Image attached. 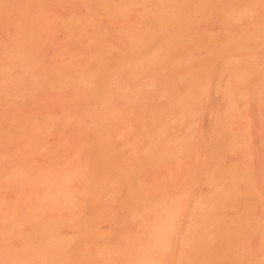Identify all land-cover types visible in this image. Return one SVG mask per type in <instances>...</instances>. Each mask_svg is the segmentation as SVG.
<instances>
[{
    "label": "bare ground",
    "instance_id": "bare-ground-1",
    "mask_svg": "<svg viewBox=\"0 0 264 264\" xmlns=\"http://www.w3.org/2000/svg\"><path fill=\"white\" fill-rule=\"evenodd\" d=\"M53 1H51V0H18L17 2L15 1V4H11L10 0H0V24L5 23V20L7 18L12 17V18H15V20H16V22H15L16 26L14 27V34L12 35L13 41L15 42L16 46L9 53L7 51L5 54L3 52L1 54V51H0V68L3 67L2 65L5 64L7 61H10V65L11 64L16 65V63H18L21 66L22 65L32 66L31 64H33V61L35 63L39 59V56H38V54L40 53L39 49L40 48L42 49V47H41L42 41H43L42 36L46 31V28L42 25V17H43V14H45L44 7L49 3L51 4V2H53ZM71 1L74 2V0H71ZM80 1H82L84 3L85 2L86 3L87 2H90V3L94 2L95 5H97L101 8L105 7V9H106L105 11H107V15L108 16L110 15L113 18L121 17L123 15V13H124L123 16L127 17L128 13H129L128 10H131V7L128 9L129 6L140 5V6H142L143 10L141 8L140 9L141 11H138L139 10L138 7H132L133 9L131 10V12L134 11L136 13L135 8H137V11H138L137 14L139 15V12L141 14V16H138L139 17L138 20L140 19L141 23L140 22H139V24L131 23L132 25L133 24H136V25H134V26L128 25V27H126L125 30H124V28H122L120 26V29L119 30L117 29V33H116V31H114L115 34L110 35V33H107V31L104 32L102 30V29H104V27L102 28L101 26H99L98 23L95 22L94 19H91L89 21V24L91 25L92 31H94V35H92V37H88L89 39H87L86 43L81 44V46H78L77 48H75V46H74L73 48L75 50L68 49V48H71L69 45H71V44L75 45L76 43L80 44L79 43L80 41H78V40H80L81 38H79V37L84 36L85 30H84V28L78 26L79 22H77V21H70L66 24V28H67L68 33H69L67 36L68 44H67V46H65V48L62 47L63 49L60 50L61 55H62V58H61L62 62L61 61L60 62L62 64L58 65L57 67L54 66L55 68L54 67L51 68L52 72L51 71L50 72L52 73L53 76L57 77V79H56V81L52 79L53 85H52V87L51 86L50 87L52 89H55V90L58 87L59 89H57V90H59V91L61 89L60 87L63 88L64 86H68V87L72 88L71 91L73 92V90H74V92L71 95V97L69 98V100L76 101L78 103L80 102L82 104L81 105L79 103L81 105V107L83 108V109L81 108L83 111L82 110L80 111V108L79 109L74 108L75 106L76 107H78V106L77 105L74 106V104H73L69 108L71 109L73 107L74 111L72 113L64 112V114L62 116L63 118L62 117H61L62 119L60 118L61 121L59 122V126L63 129V133L67 130V128H69V130L72 128L71 129L72 133H73V131H74V133L77 132L81 135H82V133H84L82 136L84 139H85L84 136H86L85 134L88 135V133H89L91 135V137L89 135L88 139H86L85 141L81 140V144L80 143L76 144V145L79 144L78 145L79 148H77V146H76V148L78 149V150H76V148L74 147L75 153L77 154V157L75 159H73V160L65 159L63 161L62 164H64L66 166V168H64V169L60 168V166H59L60 165L59 153L52 150L53 147H52V149H50L51 146L49 147L50 144H48V142H47V139H49L51 136V129L56 124L55 121L52 119L53 116H50L51 115L50 113H47L48 115L45 114L46 116L41 121L37 120L38 118L32 119L30 116L27 117L28 116L27 114L24 116V114L20 111H19L20 114L18 113V115H16L17 113H13V115H11L12 117L9 116V118H7L8 116L6 115L7 116L6 118H3L2 120L0 119V148L1 149L3 147L7 148L6 146H8V147L10 146V148H12L13 146H15L14 148L17 150L15 153V156H14L15 158L13 159L14 162H12V164L14 166L12 165L13 167H11V169H13V170L10 169V172L11 171L13 172L14 170L15 171L13 172V174H11L12 172L11 173L9 172L10 175H9V173L7 174L9 176L8 179L10 180V181L8 180L9 184L11 183V185L8 184L11 188V189L9 188V190H11L14 193V196L17 197V201H15L13 204L10 205L8 214L4 216V218L2 219V223L0 224V262H1L0 264H264V209L260 210L261 209L260 206L263 207L264 202H263V205L260 204L259 198L251 194L250 190H252V188L249 189V186L252 185V183L247 184V183H249V182H247L249 178L245 177L246 173H247V175L248 174L253 175L254 171L253 172L249 171V169L252 170V167L250 168L249 166H248L249 167V169H248L249 173L246 171L247 169H245V170L243 169V168H245V166L247 167V164L249 162H250L249 165H251V160L249 159V157L247 155L248 154L247 152L249 149L246 151L247 154L244 153L246 148H245V150L243 149L245 147L244 144L247 141H245L246 139L243 137L244 135L243 136H242V134L240 135V133H242V132H240V130H245L246 124H243V123H245L244 118H243L244 116L242 117L243 121L241 120V115L242 114L244 115L243 111L240 110V112H242V114L239 111H237L241 114L239 117V115H236L237 112H236V114H234V112H233L234 109L231 107L232 101H234L238 105V103L240 102V99H238V101H237V99L236 100L231 99V98H235V96L231 97L232 95H234V94L231 95L232 91H231V89H229V88H231V86L227 87V86H229V83L231 82L230 81L229 83H227L228 80H230V79L226 80V78H225V80H223L224 77H226V75L223 74V73L226 74L225 70L226 69L229 70L230 68H232L230 66L231 64L228 62L231 59L227 60L228 57L226 55L224 56V58L227 57L226 60L228 63H226V64H230L229 65L230 67L227 68L228 67L227 66L225 69L224 66H225L226 61H224V62L222 61L223 64L220 68H221V70H223V68H224V71H222L223 72L222 74L224 76L222 77L221 74L218 72L219 68H218V70L215 69V71H217V73L220 74L219 76L216 75L217 77H219V78H217L219 81L221 80L220 77H222L223 83H224V81H227L226 82V85H227L226 88L229 89L228 93H227V91H225L227 93V94H225V95H227V97L224 96V93H225L224 90L225 89L222 88V86L224 87L225 83L223 85L221 83L222 86H220V88H222V90L217 89V88H219V85L216 88L210 87L211 89H213V92H212L213 94L208 93V95H209V98L211 99L210 95L211 94L214 95V92H216L215 90H219L221 92L223 91L224 93L222 92V94H220L221 98L223 96V97H226L225 100H227L225 102L224 98H222L224 100L223 103L225 102L224 104H226L231 99V102L227 104L229 107L227 105H225V106H223V104L221 105L224 107V109H226L228 107V109H226L225 116H226L227 110H228V112H230V110L232 109L233 111L231 110V112H230L232 115H230V113H228L230 116L227 114L229 116V118H227V119L233 118V121H234V119L236 118L238 121V124H240V122L241 123L243 122L242 126H244V128H242L238 124L232 125L231 120H229V122H227L228 121L227 119L223 120V122L226 121L227 125H228V123L230 126L235 125L236 127L235 126L234 127L236 129H237V126L239 127L238 129H240V127H241V129L239 131H237L238 133L240 132L237 139L239 140V137L244 139V141L242 142L243 146L242 145L239 146V147H241V146L243 147V148L241 147L243 150L242 151L239 150V151L242 154H244V156L241 153H239V151L236 148L237 147L236 143L239 141H237L236 143H233L235 139L232 137L233 136L235 137L238 134L235 131L236 129L232 128V126H231V127H229V130L227 129L228 132L226 131L227 132L226 136L225 135L221 136L222 141H224V139L226 137H227L226 140L229 138L230 142L233 141L232 143L229 142V144L225 143L227 145L224 144L225 148L223 151H224V154H226L225 160L230 159V153H231L230 151L235 149L239 153V155L237 154L236 157L239 156V158H240V154H241L244 158L241 156V158L243 160L240 159V162H239V158L236 159V158H234L235 157L234 156L232 158V160L235 162H238L242 166L236 163L237 165H239V166H237L233 162L232 163L234 165L230 164L231 166H229V164H228L229 162H226L229 167L227 165L224 166L223 163L226 164L225 161L223 160L224 157L219 156L222 158L223 163H221L222 160L221 161L219 160V162L217 161L218 163L215 161H213V162L211 161L212 163H216V165L215 166L211 165L212 163L209 162L210 165L212 166V168L209 169L207 167L206 169H209V170L205 171L203 169V167H206L208 165L202 166L203 163H205L203 161L202 165L198 164L199 167L196 169L198 171H195V173H193L191 171V169L195 168V167H193L192 164H190L191 161L194 162V160L191 159V158H193V155L190 158L188 155V159L191 160V161H189L190 162L189 164L192 167L190 169L188 167L189 164H187L186 167L189 169H187V172L185 170V176L182 173V178L184 176L185 178H183V179H185V181H187L188 184L184 183V185H183V181H181L182 178L181 179L178 178L179 176L181 177V175L178 176V174L180 172L177 173L175 171V173L177 175H174V178H175V176H176V178H178L177 179V185H176V183L173 184V182H176V181H173V180L169 181L171 178V175L169 174V172H167L170 175L169 178H166V176L162 177V175L159 173V171L163 172L162 167L164 164L165 165H167L168 163L173 164L174 162L176 164V161L179 163L180 162L181 163L186 162L185 160H184V162L182 161V159L184 158L182 155L188 154V153L183 152L185 150V148L182 151V148H181L182 145L180 146L178 144H177L178 145L177 147H174L176 145L175 140H177L176 136H173V137L171 136L173 139L171 137L167 138L168 135H171V134L175 135L173 132H177V131L173 130V129H176V127L171 128L170 124H172V122L175 121L176 123L174 125L178 124L177 130H179L180 127H182V129L183 128L187 129L189 126V131H188L189 134H190V128L192 127V125L195 126V128L197 127V124L195 125V123H193V122L195 121V119H197V116H198L197 111H196L198 108L197 107L198 103H195L196 109H194L195 108L194 104H193L194 108H192V109L190 108L189 110H188V108L193 103L191 101L197 100L196 99V98H198L197 96L199 95V93H201L200 91L204 86L203 83H204L206 76L207 77H208V75L210 76V78L208 77L209 79H206V80L211 83L210 79H212L214 76L213 75L214 70H212L213 68H211V65H213L212 63L215 60H217L216 57L218 58V54H216V52L219 50L216 51V48L220 49V47H221V46L216 47V48L214 47L215 48V50H214V49H212V46H211V48L210 47L207 48L208 52H206L207 50L205 51L203 48L207 47L206 43L207 44L211 43V42H208V41H210L211 38H208V37L206 38V36H205V38L208 39V40H206V43H205L206 46L202 45L203 43L201 44L199 41H197L196 38L198 39L200 37V40H201L203 34L200 35V33L197 32L198 31L197 28L199 27V26H197V28L194 27L195 29H197L196 30L197 37H196V34H195V37L192 35V33H193L192 26L194 25L193 21H195V20L198 21V19H200V17H198V16H200V15H201V17L203 16L201 18V20H204V16H205L206 20L209 17H214L217 21L220 20L221 22H219V23H223L222 25H224V29H225L228 37L230 36L228 39H231V41L228 39H227V41L225 40L226 43L223 42V45L224 46L228 45L229 47H231L230 49H233L232 46L236 45L238 43V40L236 43H234L236 39H234V41H233V39H232L233 35H234L233 38H235V35H238V36L241 35L243 37L245 35V38L241 37V39H244V40H241V39L239 40V42L240 41L245 42V39H249V37L247 38V36H250V38H251V33L252 34L254 33V35H257L258 37H261V33H264V17L260 18L259 22H256V21H254V18H255V20H257L256 18L258 17V15H257V17H255L256 15L253 14V12H255V11L256 12L257 11H261V12L264 11V0H118V1L117 0L116 1H112V0H80ZM95 10H96V8H95ZM102 11H98V12H101L102 14L106 15V12L105 11L102 12ZM125 12H126V15H125ZM196 14H200V15H196ZM129 15L131 16V13H129ZM96 16H97V14H96ZM123 16L120 19L124 18L125 20H127L126 17H123ZM195 16H196V18L194 20ZM128 18H129V16H128ZM199 21L197 23L200 25L201 21L200 22ZM207 21H209V20H207ZM211 21H214V20H211ZM237 22H240V23L242 22L243 27H239V26H242V24H239V26H238ZM197 23H196V25H197ZM235 24H237L238 27ZM196 25H194V26H196ZM75 27H77L75 30V33L72 34L71 31ZM195 29H194V31H195ZM196 32H194V33H196ZM198 34L200 35L199 37H198ZM206 34L208 35V33H206ZM258 34H260V36ZM231 35H232V37H231ZM262 35H264V34H262ZM212 36H210V37H212ZM252 37H253V35H252ZM254 37H253V39H256V37L255 38ZM237 39H239V38H237ZM213 40L215 42V39H213ZM213 40H211V41H213ZM214 42H213V45L216 46ZM250 42H251V40H249L248 43L252 44V42L251 43ZM254 42H253V45H254ZM263 42L264 41H261L262 45H264ZM216 43H218V42L216 41ZM221 44H218V46ZM230 44H231V46H230ZM209 45L210 44H208V46ZM224 46L221 48V50L223 49V51H226L227 46L226 47H224ZM236 46H238V44ZM236 46H234L235 49H237ZM248 47H249V45H248ZM224 48H226V49H224ZM211 49H212V51H211ZM203 51H205V52H203ZM214 51H216V52H214ZM72 53H73V55H71ZM74 58L80 59V61H78L77 64H74L72 62V60H74ZM4 59H6L7 61L5 62ZM219 60H221V59H218V62H219ZM2 62H4V63H2ZM234 62L232 61V63H234ZM241 62H242L241 66H244L243 62H245V61H241ZM248 62H246V63L248 64ZM239 63H240L239 61H238V64H236V62H235L236 65H240ZM252 63L255 64V61L254 62L252 61L250 64H252ZM35 64H37V63H35ZM217 64H219V63H216L214 65L216 66ZM7 66H6V69L8 68ZM12 67H13V65L9 68H12ZM142 67L143 68L145 67V69L150 68L149 72L151 73V75L149 72H147V73L145 72L146 74H149L150 76H152L153 74L155 75L153 70H152V72L150 71L152 69V67H157L158 68L157 71H161V73L158 72L161 75L163 73H165V75L163 74L162 77L165 76L166 81H164V82L165 83L168 82V83H166V85H164V82H162V84L164 85L163 88H166L168 86V88H166V89L169 91L170 90L172 91V92L171 91L167 92V90L165 89V91L168 94L166 95V93L164 92V93H162L163 95H161V91H162L161 89H163V88L159 89V87H161V85H160L161 84L160 83L161 77L159 75H157V76L155 75L156 77H160V80L158 81L159 84H155V83H158L157 82L158 78H156L154 76L157 79L156 80L152 76V79H151V77L149 75H147L149 77V78L146 77L148 79L147 80L148 82H150L149 79H151L152 82L155 79L156 81L154 84L156 85V88H157V85L159 86L156 89L155 93H158L157 91H159V90H160V93H159V95H157V94H155V95L160 97V98H161V96L165 95V98L168 97V100H169V101H167V103L169 105H167L166 103L164 105L163 102H165V100H163V98H164L163 97V98H161L163 100L161 102V106L156 105V106H158L157 109H159V107L166 106L165 109L164 108L162 109V110H164V112H163L164 114L162 112L158 111L161 113L160 114L161 116L163 114L164 117H162V118H159L160 116L158 117L156 115V114L159 115V113L156 112L157 110H154V105L152 106L154 112H156L154 114L156 117L154 115H151V113H150L151 117L147 116V120L149 121L148 122L146 120L147 125L149 126L150 122L152 123L153 120L160 121L161 126H163L162 129H164L163 131H165V133H166V135L164 133V136H166V137H164L165 138L164 140L166 142L169 141L168 143H170V140H172L171 141L172 142L171 148H169L167 150L171 152L170 157L172 156V159H174L173 157L175 156L174 160H176V161L171 162L172 159H170V162H168L169 161L168 160L167 161L168 163H166L165 162L166 159H165L162 162H157L156 161L157 158H155L156 159L155 160L153 157V159H154L153 162L155 163V161H156V163H159V164L155 163L152 166H150L151 164H149V162H147L146 160H143L144 158H147V157H144L145 154H144V156H141L140 154H139L140 156H138L137 154H135V156L136 157L138 156L139 158L143 157L142 159H140V160H143L142 163L147 162L149 164L150 167H148V168L146 166L147 163H145V165L141 164L142 167L146 166L144 168H147L148 170L150 169L149 173H151V167L152 168L156 167L157 169H155V170H154V168L152 169L151 174H153L154 177H151V178L155 180V177H156L155 174H157V177H159L161 175L160 176L161 179H163V178L168 179V183L165 182L168 184L167 187H169V189H171V190L176 191L177 195L180 193L179 191L181 190L182 187L185 188L184 186H186V188H187V189L185 188L184 190H188L189 187H190L189 189L193 188V187L189 186L191 184V183L189 184V182H191L190 181L191 177H195V179L192 180V182L194 181V182L199 183V184L196 183V184H198L197 185L199 188L198 191H200V189H201L200 186L204 187L203 189L208 190V191L204 190L205 195H204V193H201V195L203 194V196H201V195L197 196V193L194 190L195 191L194 193H196V195H195L196 201L192 202L193 204H191L189 207V213H191V219L189 220V218L187 217L188 222L186 220H183V221L187 222L186 226H183L182 224L177 223V221H178L177 219H179V217L182 216V213H180L177 209V207L180 204L177 195L175 194L176 197H175V195L170 196L171 194L169 193V191L163 192V190L160 188H162V187L164 188V182H160L159 184H156L157 185L156 188L155 187L153 188L152 187L153 185L149 184L150 181L152 182L151 179L148 181V184H147V182H145V184H143L141 182V179H139L140 176H138V175L141 173H144V172L141 171L140 173H138V175H136V173L139 172L140 170H142L143 168L141 167V169L136 172L135 171L136 169L134 168L136 166V164H135V166L129 165L128 161H130V160L127 159L129 156H130V159H131V156L134 157L133 148H130L133 151V152L130 151V152H132V154L130 155V153H129L126 160H124L125 157L123 156L122 150L126 147L123 145L122 146L120 145V144L124 143L123 142L124 140L120 136L114 135L115 137H118V138L120 137V139H122V142L118 141L120 143L119 144L120 147H122V150H121L117 144H113L114 142H116L115 140H118V139L114 138L115 140L113 139V141L111 143L110 138H109L113 134L117 133V132L116 133L114 132L115 130H117V127L121 128V126L118 123V120L116 121L117 117L122 116V114H120V113H122V112L126 113V114L128 113L127 115L125 114L127 116L126 120H125V117H126L125 115H123V116H125L123 120L121 119L123 116L119 118L120 119L119 122H121V120H122L123 121L122 123L127 125V127H128V124H130V122L132 121V119L134 117L133 113L135 112V110H133V109H135L136 107L139 108V103H140V105L141 104L142 105L145 104V106L148 105V104H146V101H147L146 98H145V100H146L145 101L144 98H142V97L151 96V95L148 94L149 92H145V90L143 91V89L140 90L141 87L139 88V86H138V85L145 83V85L148 87V84H147L148 82L145 81L146 79L143 76H142L144 78L143 83H142V78L140 77L141 82L140 81L139 82L141 84H139V83H137V81L135 82L133 80V77L135 75L134 74L135 68H136V70H137V68H139V70H140V69H143ZM217 67H218V65L216 66V68ZM235 67H237V66L233 65V69H235ZM263 67L258 66L259 71H257L256 73L253 72L254 74H258V72H259L258 75L262 76L263 77L262 79L258 78L260 76H258L257 78H254V74H252V76H251L250 71L245 69L247 72L250 73V76H251L250 77L249 75H247V78L250 77L251 79L253 78V80H254L253 81L254 82L253 85L255 87L254 92L258 93L257 96H253L252 94L254 92H252L250 97L253 96L252 100L257 98L256 103H258V101L260 99V101H259L260 103H258V105L261 106V111H264V107L261 105V104H264V99H263L264 93L261 94V92H260V96H259V91H257L258 89H256L255 84L258 85V82L260 84V81L264 79V69H263V73H262V69H261ZM9 68L7 70H9ZM21 68H23V67H20V69ZM210 68H211V73H213L211 75L208 72L210 70ZM6 69L1 68V71L5 72L4 70H6ZM240 69H243V68H240ZM240 69H239V71L237 69H235L237 71H235V70L234 71L236 73L238 72L237 74H239ZM228 70H227V74L229 73ZM143 71L136 72V75L138 73H141L140 75H143L144 74ZM145 71H148V70H145ZM154 71H155V69H154ZM185 71H188V72H186V74L183 75V72L185 73ZM231 71H232L231 74L233 73L232 76L235 77V75H236L235 72H233L232 69H231ZM242 71H244V70H242ZM3 72H1V73L3 74ZM61 72H65V74L61 75ZM127 72H128L127 75L130 74L129 76H131L130 81L133 80L135 82V83L133 82L134 85L136 83L138 84V85L136 84V86H134V85L133 86L136 88H139L140 91H143L142 94L139 93L138 91H135L136 94H134V91L130 90L131 92L133 91V93H132L133 96H131V94L129 95V93H128L130 91L127 90L128 92H126V93L132 97V98L131 97L127 98V99H129L128 103L131 102L130 101L131 99H132V101H133V99H136L135 97H137L139 99L138 103H137L138 99L134 100L135 101L134 103L133 102L130 103L129 106H131V104H133V106H134L135 103L138 105V106H136V104H135L134 107L131 106L132 112H131V109L128 110L129 106L126 105L127 104V102L125 100L126 97L124 99V97L122 96V94L125 90L122 87V85L129 88L132 84V83L130 84L129 81H128V83L130 85L128 83H127L128 85L125 83L126 79L127 80H129V79L127 78V75L124 76L123 73L126 74ZM131 73H132V75H131ZM241 73H243V72H241ZM27 74H28V72H27ZM146 74H145V76H146ZM4 75H6V74H4ZM21 75H24L23 72ZM140 75H138V76H140ZM27 76H30V73ZM216 76H215V78H216ZM238 76H240L239 77L240 80L235 79L233 77V79H235L234 81H238V83H239L238 87H240L245 82L248 83V81L249 82L252 81L251 79L246 81L245 75L243 76L242 74H239ZM242 76L244 78L241 80ZM25 77H26V75H25ZM25 77H23L24 79L23 78L22 79H23V81L26 80L24 82H27L28 78L26 79ZM135 77H137V76H135ZM123 78H126V79L123 80ZM227 78H229V77H227ZM22 79H21V81H22ZM163 79L164 78H162V81H163ZM217 79L216 80L214 79V80L217 82L218 81ZM256 79H259V81ZM57 80H58L59 84L57 83ZM206 80H205L204 84L207 83L208 85H210L209 82H207ZM214 80H212V85H213ZM21 81L19 80V82H21ZM234 81L232 80V82H233V84L231 83L232 87L236 83V82L234 83ZM239 81H243V82H241L242 84H240ZM216 82H214V84ZM262 82H264V81H261V85H262ZM34 83H37V82L34 81ZM249 84H250V86H252L251 83H249ZM32 85H35L37 87V85L33 84V82H32ZM32 85H31V87H33ZM216 85L217 84H215V86ZM237 85L238 84L236 83L234 88L236 87L237 91H238L239 88L237 87ZM54 86H56V87H54ZM133 86L130 87L129 89L133 88ZM260 86L258 85L257 87L258 88L262 87V89H264L263 88L264 86H261V87ZM120 87H122L123 90H121ZM204 87L206 88L207 86H204ZM205 88H204V92H205ZM234 88H232V89H234ZM25 89H26V87H25ZM145 89L147 91V88H145ZM206 89H209V88L207 87ZM253 89L254 88L250 89V91H252ZM262 89H261V91H262ZM116 90H117V92H115ZM61 91H63V90H61ZM121 91H122V93H121L122 97L119 98L117 96H118V94H120L119 92H121ZM202 91H203V89H202ZM211 91H209V92H211ZM241 91H243V89ZM35 92H38V90ZM137 92L139 93V96H138ZM246 92H249V90L248 91L246 90ZM59 93L62 94V92H59ZM144 93H146V96L144 95ZM171 93H173L172 95L174 97L171 95ZM219 93L220 92L217 91V94H219ZM250 93H247L248 96ZM12 94L13 93H11V95ZM202 94H203V97L206 98V95L204 96L203 92H202ZM206 94H207V92H206ZM240 94L242 95V92ZM142 95H144V96H142ZM155 95H153V96H155ZM169 95H170V97L171 96L172 97L170 98ZM245 95H246V93H245ZM3 96H2V98L5 99V101H7V96L6 95H3ZM67 96H64V97L59 96V97H62V99H65ZM185 96H186V98H189V100H191L190 101L191 105L188 106V108L186 107L187 106L186 104L189 102H187V99L185 100ZM237 96H238V94H237ZM56 97H58V96L56 95ZM229 97H231V98L229 99ZM240 97H241V101L247 102V100L249 99V98H246V96H244V95H243V97H245L247 100L244 98L242 99V96H240ZM115 98L116 99L118 98V100L121 99L122 102H124V101L126 102L125 105H126V107L128 106L127 107L128 112H126L127 110L125 112H124V110L121 112H118L115 109V107H117L116 105L119 102L121 103V101L119 100L118 103L117 102L115 103L116 104L115 105L114 104ZM153 98H152L153 104L158 103L161 100L159 98L160 100L155 102L154 100H157V98H155V99H153ZM175 98H176V100L177 99L178 100L177 101L175 100V102L172 101ZM199 98L201 101L202 100L201 96ZM236 98H238V97H236ZM41 99H39V100H41ZM59 99L60 98H58V100ZM66 99L68 100V98H66ZM123 99H124V101H123ZM140 99L143 100V103H142V100L140 101ZM147 99L149 100L150 97ZM69 100H68V102H69ZM250 100H251V98H250ZM250 100H248V101H250ZM261 100H263L262 101L263 103L261 102ZM63 101H65V100H63ZM150 101H151V99H150ZM202 101H204V100H202ZM202 101H201V105H203ZM208 101L209 100H207V102ZM68 102L66 103V106L69 105ZM185 102H187V103L183 105V103H185ZM253 102L251 105H255V102H254V104H253ZM235 103L232 105H236ZM250 103H251V101H250ZM84 105L86 107H84ZM114 105H115V107H114ZM162 105H164V106H162ZM66 106H65V108H66ZM149 106H150V104H149ZM204 106H206V105L205 104L203 106L199 105V107L201 109ZM123 107H118V108L126 109L125 106H123ZM185 108H187V110ZM218 108L219 107H217V109ZM236 108L240 109L237 106H236ZM193 109H194V112L197 114V116H193V119H194V117H195V119L192 122H191V120H193V119H190V122L192 123V125H190L191 123L189 122V119H187V118H190V116L192 118V114L196 115L192 111ZM201 109L198 112H200ZM75 110L76 111L79 110L80 112L78 111L75 113ZM139 110H141V107L137 111H139ZM150 110H151V108H150ZM153 110H152V112H153ZM190 110H191V113H189ZM68 111L70 112V111H72V109L69 110L67 108V112ZM129 111L132 114H130ZM137 111H136V113L138 115ZM186 111H188V112H187V115L185 116ZM222 111H224V110L222 109ZM16 112H18V111H16ZM141 112H142V110H141ZM216 113H218L217 110H216ZM216 113H215V115H216ZM222 113L223 112H221V114ZM14 114H15V116H14ZM129 114L131 116H129ZM140 114L141 113L139 111V115ZM142 114H143V112H142ZM200 114H202V113L200 112ZM223 114H222V116H223ZM233 114L236 117L233 116ZM21 115H23V116H21ZM132 115H133V117H132ZM82 116H84L85 118L93 120V121L89 120L90 121L89 124L91 126L93 124L92 127L88 124L87 127L90 126L88 128L89 130H87V127H85L86 128L85 129L83 127V122L81 123V121H79V119L82 120V118H83ZM108 116H110L112 121L115 120V122H117L119 125L117 127L115 125L112 126L114 131H113L111 136H107V134L110 135L108 132L110 130L111 131L113 130L111 128V124H110V126L108 125V122H109L108 120H110V123H113V122L111 121V119ZM128 116L130 117L131 121L128 119ZM222 116H219V117L222 118ZM231 116H232V118H231ZM114 117H116V118L113 120ZM154 117L157 119H155ZM77 119H78L79 123H78ZM103 119H104V121L106 119V121L104 122ZM127 119L129 121L128 124L124 122V121L128 122ZM239 119H240V122H239ZM83 120H84V118H83ZM215 120H217V117ZM215 120H214V123L217 122L219 120V118L217 121H215ZM157 121L154 122L155 126H156ZM91 122H92V124H91ZM185 122H187L188 126H186ZM195 122L197 123V120ZM234 122L237 123L236 121H234ZM80 123H81L82 127L79 125ZM164 123H169L168 127H170L173 131L170 132V130L168 128H166L167 126ZM218 123L220 124L222 122L220 121ZM67 125H68V127L66 128ZM71 125H73V126H71ZM212 125H213V123H212ZM69 126H71V127H69ZM106 126L107 127L109 126L108 128L110 130L108 129V132L106 130V128H107ZM114 126L116 127V129L114 128ZM124 126H122V127H124ZM172 126H173V124H172ZM185 126H186V128H185ZM216 126H217V124H215L214 127H216ZM222 126H223L222 130H225V128H224L225 126L223 124H222ZM230 128H232V130H234L236 135L233 133V131H230ZM84 129H85V131L87 130V133L84 131ZM125 129H127V128H125ZM125 129L122 128L121 129L122 131L121 130H119V131L123 132V130L125 131ZM211 129H213V127H211L210 130ZM147 130L148 129H146L145 133H147ZM192 130L193 129L191 128V134H193ZM220 130H221V127H220ZM119 131L117 134L122 135L119 133ZM143 131H144V129H143ZM168 131H169V134H168ZM179 131L184 132L185 134L187 133L184 130L181 131V129ZM194 131H196V130L194 129ZM212 131H214V130H211V136L214 135V137L216 135H221V132H223V131H221L220 133L217 132L218 134H216V132H215L216 129H215V131H214V133L216 134L215 135L212 133ZM229 131L234 134L233 135L231 133L232 137H228V136H231V135H229L230 134ZM80 132H82V133H80ZM148 132H150V131H148ZM196 132H198V131H196ZM188 133L184 137H181V138L185 139V141L183 139H180V137L178 138L180 140L179 141L177 140V141L180 142L181 144H183V147H186V148L188 147V149H189L191 142H189V143H187V142L189 140L191 141V139H190L191 134L189 135ZM149 134H151V133H149ZM204 134H206V133H204ZM148 135L146 134V137H147L146 139L152 141L153 138L151 140V137H148ZM161 135H163V134H161ZM207 135H209V134H207ZM186 136H187V139L189 137L190 138L187 140L185 138ZM224 136H225V138H224ZM209 137H210V135H209ZM86 138H87V136H86ZM192 138L195 139V140L192 139V141H196V136H195V138L192 136ZM210 138L212 139L213 137H210ZM211 139H207V142H210ZM213 140H212V144H214L213 142H215V140L214 141ZM82 141H83V143H82ZM150 141H148V142H150ZM155 141L153 140V142H155ZM165 141H163L164 144H165ZM174 141H175V143H174ZM181 141H183V142H181ZM219 141H220V139H219ZM219 141H218V143H220ZM64 142H65V140L63 141V143ZM63 143L59 142L60 146L59 145L58 146L61 147V145H62V147L64 148V150L66 149V151H64L62 147H61V149L59 147H57V150H59V149L62 150L61 151L62 154L66 153L67 147H69V146H67L69 144L66 145L64 143V146H63ZM152 143L150 142L149 145L151 144V146H152ZM156 143H159V142L156 141L155 144L153 143L154 147H155V145H157ZM186 143L188 146L184 145ZM126 144L128 145L127 149L123 150V151L128 152L129 144H128V142H126ZM209 144H211V142ZM237 144H239V143H237ZM240 144H241V142H240ZM56 145H57V143H56ZM159 145H161V144H159ZM167 145H170V144H167ZM193 145H196V144L193 143L190 147H192ZM217 145H214V146H217ZM151 146H148V148L150 149ZM221 146H223V145L219 144L218 147H221ZM247 146H249V145L247 144ZM211 147H213V146H211ZM71 148H69V149H71ZM156 148H155L156 150L154 149L155 151L153 150V147H152L153 151L150 150V151H152V154H155L156 156L160 155L162 152H163L162 154H164V151H166L167 154L170 153V152L168 153L166 148L165 149L163 148V150L161 152L160 151L161 150L160 148H162L161 146L160 147L156 146ZM173 148H175V149L177 148L178 150L182 151V155H180L181 152H178L177 149H176V151H177L176 152L175 149L173 150ZM192 148L189 150H191L192 153L194 154L195 148L194 149H192ZM241 148H238V149H241ZM74 149H73V151H74ZM188 149H186L185 151H187ZM189 150H188V152L190 153ZM208 150L210 152V146H209ZM146 151H147V149H146ZM158 151H160L161 153L159 152L160 154H158ZM219 151H220V149H219ZM234 151H233V154H235ZM237 151H235V152H237ZM155 152H157V154ZM173 152H174V155H172ZM211 152H212V150H211ZM228 152H230L228 154L229 159H227V153ZM149 154L151 156H148V154H147L148 160L150 159V157L152 158V156H153L151 153H149ZM178 154H179L180 158H179ZM206 154H207V152H206ZM209 154L211 155V159H215V158H212L213 155L211 153H209ZM216 154H218V153H216ZM125 155H127V154H125ZM142 155H143V153H142ZM164 155H166V154H164ZM164 155H162V156L164 157ZM208 155H206V156H208ZM222 155H223V153H222ZM246 155L248 157V160L246 159L248 162L244 166L243 165L244 162L242 163L241 160L245 161L244 159H245ZM167 156L168 155H166V157ZM64 157H65V155H62L61 159H63ZM185 157L187 158V156H185ZM39 158H42L41 159L42 162H40ZM203 158H205V157H203ZM203 158H202V160H203ZM206 158H208V157H206ZM209 159H210V157H209ZM209 159H207V160H209ZM160 160H162L161 156H160L159 161ZM131 162H132V160H131ZM131 162H130V164H131ZM179 163H177V165ZM193 164L195 166V163H193ZM183 165H182V168H183ZM185 165H186V163H185ZM159 166L160 167L162 166L161 167L162 170H158V169H160ZM165 167L166 166H164V169H165ZM168 167H172V166L170 165ZM173 167H174V165H173ZM173 167L171 169H175V167L174 168ZM136 168H137V166H136ZM138 168H140V167L138 166ZM184 168H185V166H184ZM177 169L178 168H176V170ZM153 170L156 173H154ZM157 170H158V172H157ZM166 170H164V172H166ZM179 170H181V168H179ZM188 170L191 171L190 174H193V176L189 174L190 171H188ZM143 171H145V170H143ZM167 171H169V170H167ZM172 171H170V172H172ZM262 171H259L260 173H258V174H263ZM146 172H147V170H146ZM164 172H163V174H165ZM173 173H174V171H173ZM187 175L191 176L190 179L186 177ZM249 175H248V177H249ZM257 176H259V175H257ZM257 176H255V177H257ZM251 178H254V177H250V180H251ZM144 179H145V177H144ZM203 179H204V183L206 184V187H208V188H205V185H203ZM257 179L262 180V179H264V176L262 178L258 177ZM147 180H143V182L147 181ZM179 180H180V182H179ZM245 180H247V181H245ZM201 181H202V183H200ZM262 181L264 182V180H262ZM170 182H172V185H174L173 189H172V187L169 186V184H171ZM179 183H181V184H179ZM257 183H261V182H258V180H257L255 182V184H257ZM255 184L253 185V187H255ZM144 185H146V187ZM149 185H152L151 187L153 188V190L151 187H150L151 189H149V187H147ZM175 185L176 186L182 185V187L180 186V190H176L177 187ZM191 185H193V184H191ZM259 185L260 184H257L256 187H258ZM158 186H160V187H158ZM179 186L177 189H179ZM263 186L264 185L262 184L259 187L264 189ZM183 188H182V190H183ZM257 190H260V189L258 188ZM170 192L172 193V191H170ZM181 192H183V191H181ZM186 193L187 192L184 191V194H186ZM184 194L182 196L185 197ZM78 197H82V199L81 198L80 199L83 202L81 200L77 199ZM168 197H171L172 199H173V197H175V199L177 198L175 200V202L176 203L178 202V203L174 204L175 202H172L174 200L171 199V201H170L169 200L170 198H168ZM109 200H112V202L114 200L115 202H117L118 205L116 203L111 204V202ZM108 202H110V204ZM169 202L170 203L172 202V204H174V205L171 207V205H172L171 204L169 207L168 206L170 204ZM81 204L84 206L90 207L89 209H91V210L86 214L84 213L82 216V212L86 211L84 209L85 211L83 210L81 213H79V215L77 217H75V215H73L72 212L75 211L76 208L78 209L80 206H82ZM107 204H109L110 210H111L112 206H114V204L119 206V208L115 207L116 210L114 207L112 208V210H115V212L116 211L120 212V214H117V213L114 214L113 217L115 218V215L117 217L120 215L121 218L119 217L118 220L120 221V219H121L122 223L124 224V226L121 224V226H122L121 229H120V227L116 228V229L113 228L115 231L113 229H111V230L109 229V231H111L109 233H108V231L106 233L105 231L101 230L100 229L101 227L99 228V223L101 220L106 219L105 223L107 222L109 224L108 221L111 220L110 218L114 219L111 216H112V212L113 213H115V212L111 210V212L109 211V214H108L107 213L108 210H106V207L108 206ZM179 207H181V211H182V209H183L182 206L180 205ZM104 214L105 215L108 214L107 215L108 217H109V215H111L109 220L107 219L108 217L104 216ZM116 219L117 218H115V220H114L115 223L117 222ZM119 221L117 222V224H113V220H111L110 223L112 226L113 225L119 226V224L121 223V221H120V223H119ZM130 223H131L132 229H131V227H129L130 229L128 227H125V225H129ZM132 223H134L135 225H133ZM109 226H110V224H109ZM112 226L110 228H112ZM63 229H72V236H66V235L62 234ZM117 229H120V230H117ZM113 235H115L117 238L115 239L114 238L115 236H113ZM110 236H113L112 237L113 239L109 240ZM111 240H113L116 243L118 240L119 241L118 245L114 244V242H111ZM109 241L113 244H111Z\"/></svg>",
    "mask_w": 264,
    "mask_h": 264
},
{
    "label": "rangeland",
    "instance_id": "rangeland-1",
    "mask_svg": "<svg viewBox=\"0 0 264 264\" xmlns=\"http://www.w3.org/2000/svg\"><path fill=\"white\" fill-rule=\"evenodd\" d=\"M11 1V4H15V1L17 2L18 0H10ZM51 1H53V0H51ZM65 1V2H64ZM76 1V2H75ZM79 1V2H78ZM112 1H116V0H112ZM118 1V0H117ZM88 3V4H87ZM82 2V1H80V0H74V2H72L71 0H54L53 2H51V4L49 3V4H47L45 7H44V9H45V14H43V17H42V25L46 28V31H45V33L43 34V36H42V38H43V41H42V49L40 48L39 50H40V53L38 54V56H39V59L35 62V63H37V64H35L34 63V61H33V64H31L32 66H26V65H20V64H18V63H16V65L15 64H11L10 65V61H7L6 59H4L5 60V64H3L2 66L3 67H1L2 69H6V66L9 68V67H11L12 65H13V67L12 68H9V70H4L5 72H3V71H1V68H0V73L1 72H3V74L1 73L0 74V119L2 120L3 118H6L7 116V118H9V116H11V115H13V113H17L16 115H18V113H19V111L20 112H22L23 114H24V116L27 114L28 116L27 117H31L32 119L33 118H35V119H37V120H39V121H41L46 115L45 114H47V113H50L49 115L50 116H53V120L55 121V125L53 126V128L51 129V136H50V138L49 139H47V142H48V144H50L49 145V147L51 146V148L50 149H52V147H53V149L52 150H54V151H56V152H58L59 153V158H60V168H62V169H64V168H66V166L64 165V164H62L63 163V161L65 160V159H70V160H73V159H75L76 157H77V154L75 153V149H74V147L76 148V146H77V148H79L78 147V145H76L77 143H80L81 144V140H83V141H85L86 139H88V136L90 135L89 133H88V135L87 134H85L86 136H87V138H86V136H84L85 137V139L82 137L83 136V134L84 133H82V132H80V133H82V135L81 134H79V133H77V132H75L74 133V131H73V133H72V131H71V129L69 130V128H67L68 127V125L66 126V128H67V130L63 133V129L59 126V122L61 121V119L63 118L62 116H63V114H64V112H66V113H72L74 110H73V107L71 108L72 109V111H68L67 112V108L69 109V110H71L69 107H71L73 104H74V106L75 105H77L78 107H74V108H80V111L83 109L82 107H81V105L78 103V102H76V101H71V100H69V98L71 97V95L73 94V92H74V90H73V92L71 91L72 90V88H70V87H68V86H64L63 88L62 87H60L61 89H60V91L59 90H57V89H59L58 87L56 88V90L55 89H52L51 87H52V85H53V83H52V79L53 80H55L56 81V79H57V77H55V76H53L52 75V70H51V68L52 67H57L58 65H61L62 63V61H61V58H62V55H61V51L60 50H62L63 48H65V46H67V44H68V40H67V36H68V30H67V28H66V24L68 23V22H70V21H77V22H79V25L78 26H80V27H82V28H84V30H85V34H84V36L83 37H79V38H81L80 40H78V41H80L79 43L80 44H75V45H69L71 48H68V49H70V50H75L73 47L75 46V48H77L78 46H81V44H84V43H86V41H87V39H89L88 37H92V35H94V31H92V29H91V25L89 24V21L91 20V19H94L95 20V22L96 23H98L99 24V26H101L102 28L104 27V29H102L104 32L105 31H107V33H110V35H112V34H115V32L114 31H116V33H117V29L119 30L120 29V26L122 27V28H124V30H125V28L126 27H128V25L129 26H131L132 24L131 23H136V24H139V22L141 23V20L139 21L138 20V16H141V14H140V12H139V15L137 14V12L138 11H141L140 9L142 8V6H140V5H132V6H129L128 7V9L131 7V10L133 9L132 7H138V11H137V8H135V10H136V13L134 12V11H132L131 12V10H128L129 11V13H131V16L129 15V13H128V16H129V18H128V16L126 17V16H123L124 15V13H123V17H126V19L127 20H125L124 18H122V19H120L121 17H115V18H113V17H111L110 15L108 16L107 15V11H105L106 9H105V7H99V6H97V5H95V3L94 2ZM91 5H90V4ZM97 6V7H96ZM95 8H96V10H95ZM105 11L106 12V15L105 14H102L101 12H98V11ZM142 10H143V8H142ZM102 11V12H103ZM127 12V11H126ZM126 12H125V15H126ZM134 12V13H133ZM143 12V11H142ZM260 12V13H259ZM257 13V14H256ZM260 15H259V14ZM96 14H97V16H96ZM253 14H255L256 16L255 17H257V15H258V17L256 18L257 20H255V18H254V21H256V22H259L260 21V18H262V17H264V11L263 12H261V11H255V12H253ZM196 15H200V14H196ZM198 17H200V19H198V21L200 22V25L197 23L198 21H196L195 20V18H196V16L194 17V20L196 21H193V24L194 25H196V23H197V25L196 26H192V31H193V33H192V35L195 37V34H196V37H197V32L198 33H200V35L201 34H203L202 35V38H201V40H200V35L198 34V39L196 38V40L197 41H199L202 45H205V43H206V40H208V39H206L207 37L208 38H211L210 39V41H208V42H211V43H208V44H210L209 46H208V44L206 43V45H207V47H204L203 49L206 51V52H208V47H210L211 48V46H212V49H214L215 50V48L216 47H220V49L219 48H216V51L217 50H219V51H214V52H216V54H218V58L216 57V59L217 60H215L212 64L213 65H211V68H213L212 70H214V74L213 73H211V68H210V70L208 71L209 73H210V75L211 74H213L214 76H213V78L212 79H210L211 80V83L209 82V81H207L206 79H209L210 78V76L208 75V77L206 78L205 77V80L207 81V82H209V84L211 85H208L207 83L206 84H204L205 83V80H204V83H203V85L204 86H207L209 89H206L204 86H203V91H202V89H201V93H199V95L197 96L198 98H196L197 100H195V101H191V100H189V98H186V96H185V100L187 99V102H189V103H187V102H185V103H183V105L184 104H186L185 106L188 108V106H190L191 105V102H193L192 103V105L188 108V110L191 108H194V109H196V104L195 103H198L197 104V114H198V116H197V114L194 112V109L192 110L193 112H194V114H196V115H193L192 114V118H191V116H190V118H187V119H189V122H190V119H193V116H197V119H195V117H194V119H195V121L197 120V123L194 121V119L193 120H191V122L192 121H194L193 123H195V125L197 124V127L195 128V126H193L192 125V123L190 124V125H192V133L193 134H191V128H190V134H191V141L189 140L187 143H189V142H191V145L194 143V144H196V145H193L192 147H190L189 146V149H194V154L192 153V151L191 150H189L188 149V147L186 148V147H183V144H181L180 142H178L180 139H183V138H181V137H184L185 135H187V133H188V131H189V126H188V124H187V122H185L186 123V126H188V130L187 129H182V127H180V129H181V131L182 130H184V131H186L187 133L185 134L184 132H180L179 130H177L178 129V127H177V125H174L176 122L175 121H171L172 122V124H173V126H172V124H170V126H171V128L173 127H176V129H173L174 131H177V132H173L175 135H173V134H171V135H168V137L167 138H169V137H173V136H176V139L178 140H175L176 141V145L174 146V147H177L178 145H182V151L184 150V148H185V150L186 149H188L189 151H190V153L188 152V150L187 151H183V152H185V153H188L187 155L185 154V155H182V151H180V150H178L177 148V151L178 152H181L180 153V155H182L184 158L182 159V161L184 162V160L186 161L185 163H186V165H185V163H179V162H177L176 160H174L175 159V156L173 157L174 159H172V156L170 157V155H171V152L170 151H168L167 149H169V148H171V141L172 140H170V143H168V142H166L164 139V137H166V136H164V133H165V131H163L164 129H162L163 128V126H161V123H160V121H157V120H153V122L151 123L150 122V124H149V126L147 125V122H146V120H147V116H150L151 117V115H154L156 112L157 113H159V115L158 114H156L159 118H162V117H164L163 116V112H164V110H162L163 108L165 109V107L166 106H164L165 105V103L167 104V105H169L168 103H167V101H169L168 100V97L167 98H165V95L164 96H161V98H163V100H165V102H163L164 103V105H162V106H164V107H159V109H157V107L160 105L161 106V102L163 101L160 97H158V96H156L155 94H157V95H159V93H160V90L159 91H157L158 93H155V91H156V89L159 87L158 85H157V88H156V85L155 84H159V80H160V77H161V87H159V89H161V88H163V86L164 85H166V83H168V82H164V81H166V77L165 76H163L162 77V75L164 74L165 75V73H163L162 75L161 74H159V73H161V71H157L158 70V68L157 67H152V69L150 70L151 72H152V70H153V72L155 73V75L157 76V75H159L160 77H156L154 74L152 75L153 77L155 76L156 78H158V80H157V82L158 83H155V79L153 80V82L151 81V79H152V76H150L151 75V73L149 72V69L150 68H147V69H145V67L143 68V69H140L141 71H143L144 72V74L143 75H140L141 73H138L137 75H136V72H141L140 70H139V68H137V70H136V68H135V75H134V77H133V80L136 82L137 81V83H139V84H141L140 82H141V79H140V77L142 78V83L144 82V78L143 77H145V81H147L148 79L146 78V77H148L147 75H149V74H146L147 72H149L150 73V77H151V79H149L150 80V82H146L147 84H148V87L145 85V83L144 84H141V85H138L137 83V85L139 86V88L141 87V89L140 90H142L143 89V91L145 90V92H149L148 94H150L151 96H146V93H144V95L146 96V97H142V98H144V100H145V98H146V104H148V105H146L145 106V104H141L140 105V103H139V108H135V109H133V110H135V114L133 113V115H134V117H133V115H132V117H133V119H132V121L130 120V117L129 116H131L130 114H132L131 112H132V107L131 106H133V104H131V106H129L130 105V103H134L135 101L134 100H137L138 98L137 97H135L136 99H133V101H132V99L130 100L131 102H129L128 103V100L129 99H127V98H130L131 96H133V91H134V94H136V92L135 91H138L139 93H141L142 94V92L143 91H140L139 90V88H136V87H134V86H136V84L134 85V81L132 80V81H130V77L131 76H129V75H127L128 74V72L125 74V73H123L124 74V76H126L127 75V78L129 79V80H127L126 78H123V80L124 79H126V81H125V83L127 84L128 83V81L130 82V84H131V86L130 87H132L133 85V88H131V89H129V88H127L126 86H123L122 84V87L125 89L124 90V92H123V94H122V96L124 97V99H125V97H126V102H127V104H126V102L124 101V99H123V101L124 102H122V100L121 99H119L120 101H121V103L119 102L118 103V98L115 100L114 99V104L117 102L118 104L116 105L117 107H115V105H114V107H115V109L118 111V112H121V111H123L124 110V112L128 109V110H130L131 109V112H130V114H129V116H128V119L131 121L130 122V124H128L129 123V121H128V119H127V121L128 122H126V121H124L125 123H127L128 124V127H127V125H125V124H123L122 122V120L124 119V117L128 114H126V113H120V114H122V116L123 115H125V116H119V117H117V119H116V121L118 120V123H119V125L121 126V128L120 127H117V126H119L118 125V123L117 122H115V118L116 117H114L113 118V120L114 121H112V119L110 118V116H108L110 119H111V121L114 123H110V120H108L109 122H108V125L110 126V124H111V128L113 129V125H115L116 127H117V130H115L114 131V129L111 131L107 126V128H106V130H107V132H108V129L110 130L108 133L110 134V135H108L107 134V136H111L112 135V133H113V131L116 133H118V131L119 130H121L122 128H127V129H125V131L123 130V132H120L119 131V133L120 134H122V135H119V134H113L111 137H109L110 138V141H111V143H112V141H113V139L114 138H116V139H118V140H115L116 142H114L113 144H117L118 145V147L122 150V147H120V145L122 146H125L126 148H124L123 150H126L127 149V144H126V142H128V144H129V148H128V152L127 151H123L122 150V153H123V156L125 157H123L124 158V160H126V158H127V156H128V154L130 153V155L132 154V152L134 151V157H132L131 156V159H130V156L127 158V159H129L130 161H128L129 162V165H131V166H135V164H136V166H137V168H138V166L140 167V168H136V166L134 167L136 170V172L138 171V170H140L141 169V167H142V165H145V163H147V162H149V164H151L150 166H152L153 164H155L156 163V161L157 162H162L163 160H165V162L166 163H168V162H170V159H172L171 160V162H174V161H176V164H175V162L172 164V163H168L167 165L168 166H172L173 167V165H174V167H175V169H171L172 167H168L167 165H163V167H162V169H163V172H164V170H169V171H167L166 170V172H164L165 174H163V172L162 171H159V173L162 175V177H165L166 176V178H169L170 177V175H171V178H170V180L169 181H171V180H173V181H176V182H173V184L174 183H176V185H177V179L179 178V179H181L182 178V173L184 174V176H185V170H186V172H187V169H191V167L193 166V167H195V168H192L191 169V171L193 172V173H195V171H198V170H196L198 167H199V165L201 164L202 165V163H203V161L205 162V163H203V165L202 166H206V165H208V166H206V167H203V169L205 170V171H207V170H209V169H211L212 168V166L211 165H216V163H212L213 161H215V162H219V160L221 161L222 160V158L221 157H219V156H222V157H224V161H225V163L226 162H229L228 164H229V166H231L230 164H232V165H234L233 163H235V165H237V164H239L238 162H235V161H233L232 160V158L234 157V158H236V159H238L239 158V156H237L236 157V155L238 154L239 155V153H241L239 150H245V148H246V150H245V152L244 153H246V151L248 150V157H249V159L251 160V165H249V163L247 164V160H248V157H247V155L245 156V161H242L243 159L241 158V156L243 155L244 156V154H240V158H239V162H240V159H242L241 160V162L243 163V165L245 166V164H247V167L245 166V168H243L244 170L245 169H247L246 171L248 172V169H249V167L251 168L252 167V170H250L249 169V171H254L253 172V175H249V177H248V175H247V173H246V175H245V177H247V178H249L248 179V181L247 180H245V181H247V182H249V183H247V184H251L252 183V185H250L249 186V189H251L252 188V190H250L251 191V194L252 195H254V196H256V197H258L259 198V200H260V204H262L263 205V202H264V189L263 188H261V187H259V186H261L262 184L264 185V182L262 181V180H264V179H257L258 177L259 178H262L264 175V111H261V106L260 105H258V103H260L259 101H260V99H259V101H258V103H256V101H257V98L256 99H254V100H252V97L253 96H257L258 95V93H255L254 92V90H255V87H254V85H253V78L251 79L250 77L252 76V74H254L253 72H257V71H259L258 70V66H261V67H263L264 66V45H262L261 44V41H264V35H262V34H264V33H261V37H258L257 35H254V33L252 34L251 33V38H250V36H247V38L249 37V39H245V42L244 41H240L239 42V40L241 39V37H243V36H241V35H235V38H233L234 37V35H233V37H232V35H231V37H232V39H233V41H234V39H236L235 40V42L234 43H236L237 42V40H238V46H236V45H233L232 47H233V49H230L231 47H229L228 45H226L227 46V50L226 51H223V49L221 50V48L224 46L223 45V42H225V40L227 41V39L230 37H228V35H227V33H226V31H225V29H224V25H222L223 23H219V22H221L220 20H216L214 17H209L211 20H214V21H211L209 18L207 19V20H209V21H207L206 20V18H205V16H204V20H201V18L203 17H201V15L200 16H198ZM137 20V21H136ZM206 20V21H205ZM216 20V21H215ZM136 21V22H135ZM211 21V22H210ZM15 22H16V20H15V18H7L6 20H5V23H1L0 24V51H1V54H2V52L5 54L7 51H8V53L9 52H11L13 49H14V47L16 46V44H15V42L13 41V37H12V35L14 34V27L16 26L15 25ZM130 22V23H129ZM138 22V23H137ZM102 24V25H101ZM136 24H133L132 26H134V25H136ZM237 24H238V26H239V24H242V26H239V27H243V23L241 22H237ZM237 24H235L236 26H237ZM84 25V26H83ZM77 26V27H78ZM197 26H199L198 28H197ZM237 26V27H238ZM77 27H75V28H73L72 29V31H71V33L72 34H74L75 33V30H76V28ZM197 28L198 29V31L196 32V30L197 29H195V28ZM121 28V29H122ZM194 29H195V31H194ZM114 32V33H113ZM194 32H196V33H194ZM206 33H208V35L206 34ZM211 35H210V34ZM226 33V34H225ZM205 34V35H204ZM213 35V36H212ZM252 35H253V37L255 36H257L256 37V39H253V37H252ZM259 36H260V34H258ZM205 36H206V38H205ZM210 36H212V37H210ZM237 36V37H236ZM254 37V38H255ZM83 38V39H82ZM237 38H239V39H237ZM243 38H245V35H244V37ZM213 39H215V42H214V40ZM205 40V41H204ZM211 40H213V41H211ZM228 40H230L231 41V39H228ZM241 40H244V39H241ZM249 40H251V42H252V44H249L248 43V41ZM204 41V42H203ZM216 41L218 42V43H216ZM255 41V42H254ZM259 43H258V42ZM213 42L215 43V45L216 46H214L213 45ZM250 42V43H251ZM253 42H254V45H253ZM222 43V44H221ZM226 43V42H225ZM224 43V44H225ZM218 44H221V45H219L218 46ZM261 44V45H260ZM263 44H264V42H263ZM205 45V46H206ZM248 45H249V47H248ZM226 46H224V47H226ZM230 46H231V44H230ZM234 46H236L237 47V49H235V47ZM63 47V48H62ZM215 47V48H214ZM229 47V48H228ZM206 48V49H205ZM209 48V49H210ZM212 49H211V51H212ZM224 49H226V48H224ZM205 51H203V52H205ZM210 51V50H209ZM223 51V52H222ZM39 52V51H38ZM220 52V53H219ZM222 52V53H221ZM226 54H225V53ZM224 53V54H223ZM221 54V55H220ZM71 55H73V53L71 54ZM223 55V56H222ZM227 56V57H225L224 58V56ZM3 56V55H2ZM37 56V57H38ZM217 56V55H216ZM220 57V58H219ZM222 57V58H221ZM226 58H227V60H232L233 62L235 61L236 62V64H238V61L240 62L239 64L240 65H236L235 64V62L234 63H232V61L230 60V61H228L230 64H226V63H228L227 62V60H226ZM218 59H221V60H219V62H218ZM61 61V62H60ZM78 61H80V59H75L74 58V60H72V62L74 63V64H77L78 63ZM217 61V62H216ZM224 61H226L225 62V66H224V68L226 69V67L227 68H229L230 66L232 67V68H230L229 70L228 69H226L225 71H226V74L225 73H223L222 71H224V68H223V70H221V66H222V64H223V62ZM241 61H245V62H243V65L244 66H241ZM249 61V62H248ZM254 62L255 61V64L254 63H252V64H250L251 62ZM219 63V64H217L218 65V67L216 68V66L214 65V64H216V63ZM246 62H248V64L246 63ZM2 63H4V62H2ZM8 63V64H7ZM245 63V64H244ZM7 64V65H6ZM5 65V66H4ZM230 65V66H229ZM233 65L234 66H237V67H235V69H237L238 71H239V69L240 68H243V69H240V72H239V74H242L243 76L245 75V77L247 78V75H249L250 76V73H251V76L249 77V78H245V80L247 81V80H252L251 82H249L248 81V83H241V82H243V81H239L240 82V84H242L240 87H238L239 86V83H238V81H234L235 79H239V77L241 76H238L239 74H237L235 71H237V70H235V69H233ZM23 67V68H21L20 69V67ZM28 67V68H27ZM54 67V68H55ZM215 67V68H214ZM240 67V68H239ZM245 67V68H244ZM218 68H219V70H218ZM154 69H155V71H154ZM215 69L216 70H218V72L221 74V76L223 77L224 75H226V77H224V79L223 80H225V78H226V80L227 79H230V80H228V82L227 81H224V83H223V81H222V77H220L221 78V80L219 81L217 78H219V77H217V76H219L220 74H218L217 73V71H215ZM231 69L233 70V72H235V77L234 76H232V74H231ZM248 70V71H250V73L249 72H247L246 70ZM260 69V68H259ZM262 69V73H263V69H264V67L263 68H261ZM145 70H148V71H145ZM227 70H228V74H227ZM235 70V71H234ZM242 70H244V71H242ZM33 71V72H32ZM51 71V72H50ZM128 71V70H127ZM189 71V70H188ZM188 71H185V73L183 72V75L184 74H186V72H188ZM261 71V70H260ZM22 72H23V74L24 75H21L22 74ZM27 72H28V74L30 73V76H27L28 74H27ZM146 72V73H145ZM159 72V73H158ZM217 74H216V73ZM241 72H243V73H241ZM246 72V73H245ZM26 73V74H25ZM133 73V72H132ZM132 73H131V75H132ZM224 75H223V74ZM4 74H6V75H4ZM19 74V75H18ZM62 74H65V72H61V75ZM145 74H146V76H145ZM258 74H259V72H258ZM258 74H254V78H257L258 76H260V75H258ZM25 75H26V77H25ZM138 75H140V76H138ZM217 75V76H216ZM228 75V76H227ZM231 77H230V76ZM129 76V77H128ZM135 76H137V77H135ZM143 76V77H142ZM215 76H216V78H215ZM242 76V78H241V80L244 78ZM23 77H25L26 79H27V82H24V81H26V80H24L23 81ZM212 77V76H211ZM227 77H229V78H227ZM233 77L235 78V79H233ZM16 78V79H15ZM19 78V79H18ZM23 78V79H22ZM31 80H30V79ZM149 78V77H148ZM162 78H164L163 79V81H162ZM258 78H260V79H262L263 77L262 76H260V77H258ZM21 79H22V81H21ZM34 79V80H33ZM217 79L218 81L216 82L215 80ZM19 80L21 81V82H19ZM122 80V81H123ZM212 80H214V82H216L215 84H217L216 86H215V84H214V82H213V85H212ZM232 80L234 81V83L236 82L238 85H237V87L239 88V90L242 88L243 89V91H237V88L235 87L234 88V86L236 85V83L233 85V87H232V84H233V82H232ZM240 80V79H239ZM244 80V81H245ZM256 80H258L259 81V79H256ZM34 81H36L37 83H34ZM140 81V82H139ZM231 81V82H230ZM261 81H264V79L263 80H261ZM261 81H260V84H259V82H258V85L260 86L261 85ZM32 82H33V84H36L37 85V87L35 86V85H32ZM124 82V81H123ZM134 82V83H133ZM162 82H164V85L162 84ZM226 82L227 83H229V86H227L226 85ZM256 82V81H255ZM57 83H58V80H57ZM153 83V84H152ZM155 83V84H154ZM221 83H222V85L224 84V87L221 85ZM232 83V84H231ZM249 83H251V85L252 86H250V84ZM257 83V82H256ZM22 84V85H21ZM30 84V85H29ZM59 84V83H58ZM124 84V83H123ZM129 84V83H128ZM127 84V85H128ZM129 84V85H130ZM231 84V85H230ZM31 85L34 87H31ZM120 85V86H121ZM125 85V84H124ZM143 85V86H142ZM150 85V86H149ZM218 85H219V88H217V89H220V90H222V88L223 89H225L224 90V92L225 91H227V93H228V91H229V89H231V95L232 94H234V95H232L231 97H234L235 96V98H231V97H229V99L231 98L232 100H236L237 99V101H238V99H240V102L238 103V105H237V103H235L234 101H232V104H236V105H232L231 104V107L234 109V114H236V112L237 111H239L240 112V110H242L243 111V113H244V115L242 114V112H237V114L236 115H239V117H240V115H241V120L243 121V119H242V117L244 118V121H245V123H243V124H246L245 126V130H240L241 129V127L242 128H244V126H242V123L240 122V119H239V122H240V124H238V121H237V119L235 120L234 119V121H236L237 123H235L234 121H233V118H232V116H231V118L232 119H227V118H229V116L230 115H232L230 112H231V110H230V112H228V110H227V113H226V116H225V112H226V109H228V103H230L231 102V99H230V101H228V103H226V104H224L227 100H225V98L227 97V95H225V94H227L226 92L224 93L223 91V93H224V96H226V97H223L222 96V98H224V100H225V102L223 103V99L221 98V95L220 94H222V92L221 91H219V90H215L216 92H214V95H212L213 93V89H211V88H216V87H218ZM258 85H256L255 84V86H256V89H258L257 91H259V96H260V92H261V94L262 93H264V89H262V87L261 86H264V82H262V85L260 86L261 88H258L257 86ZM28 86V87H27ZM30 86V87H29ZM51 86V87H50ZM60 86V85H59ZM137 86V87H138ZM146 86V87H145ZM213 86V87H212ZM220 86H222V88H220ZM226 86L227 87H230L231 86V88H226ZM23 87V88H22ZM25 87H26V89H25ZM54 87H56V86H54ZM53 87V88H54ZM122 87H120V89L121 90H123V88ZM126 87V88H125ZM143 87V88H142ZM211 87V88H210ZM17 88V89H16ZM145 88H147V91H146V89ZM166 88H168V86L166 87ZM166 88H163V89H161L162 91H161V95H163L162 93H166V95L168 94L167 92H170L169 90H167ZM204 88H205V92H204ZM232 88H234V89H232ZM247 88V89H246ZM252 88H254L252 91H250V89H252ZM264 88V87H263ZM30 89V90H29ZM165 89L167 90V92L165 91ZM212 91H211V90ZM261 89H262V91H261ZM21 90V91H20ZM38 90V92H35V91H37ZM61 90H63V91H61ZM119 90V89H118ZM130 91V90H133L132 92L130 91V92H128V91ZM246 90L248 91L249 90V92H246ZM58 91V92H57ZM209 91H211V92H209ZM217 91L218 92H220L219 94H217ZM15 92V93H14ZM59 92H62V94L61 93H59ZM115 92H117V90L115 91ZM126 92H128L129 93V95L131 94V96H129ZM137 92V94H138V96H139V93ZM172 92V91H171ZM202 92L204 93V96L206 95V98L205 97H203V94H202ZM206 92H207V94H206ZM238 92V93H237ZM242 92V95L240 94ZM251 92V93H250ZM252 92H254L253 94H252ZM11 93H13L12 95H11ZM39 93V94H38ZM120 94H118V96L117 97H119V98H121L122 96H121V93H122V91L121 92H119ZM126 93V94H125ZM208 93L210 94V93H212L210 96H211V99L209 98V95H208ZM244 93V94H243ZM245 93H246V95H245ZM247 93H250L249 94V96H248V94ZM60 94V95H59ZM126 96H125V95ZM170 94V93H169ZM173 93H171V95H172ZM201 94V95H200ZM237 94H238V96H237ZM253 95V96H251L250 97V95ZM3 95H6L7 96V101H5V99H3L2 98V96ZM56 95L58 96V97H56ZM69 97H68V96ZM128 95V96H127ZM144 95H142V96H144ZM153 95H155V96H153ZM243 95L244 96H246V98H249L248 100H250V98H251V103H250V101H248L245 97H243ZM5 96V97H6ZM32 96V97H31ZM59 96H67L66 98H68V100H69V102H68V100L65 98V99H62V97H59ZM137 96V95H136ZM154 98H153V97ZM173 96V95H172ZM171 96V97H172ZM201 96V99L202 100H204V101H202L203 102V105L205 104L206 106H204V107H202V109L199 107V105L200 106H203V105H201V101H200V97ZM240 96H242V99L244 98V99H246L247 100V102L246 101H241V97ZM264 96V95H263ZM262 96V97H263ZM4 97V96H3ZM141 97V96H140ZM150 97V99H151V101H150V99L148 100L147 98H149ZM153 99H155V98H157V100H154L155 102L156 101H158V100H160L158 103H155V104H153V100H152V98ZM169 97H170V95H169ZM170 97V98H171ZM174 97V96H173ZM204 99H203V98ZM208 97V98H207ZM236 97H238V98H236ZM240 97V98H239ZM15 98V99H14ZM42 98V99H41ZM58 98H60L59 100H58ZM132 98V97H131ZM134 98V97H133ZM160 98V99H159ZM260 98V97H259ZM10 99V100H9ZM39 99H41V100H39ZM167 99V100H166ZM206 99V100H205ZM262 99V98H261ZM263 99H264V97H263ZM4 100V101H3ZM63 100H65V101H63ZM142 99H140V101H141ZM175 100H176V98L174 99V100H172V101H174L175 102ZM178 100V99H177ZM176 100V101H177ZM207 100H209L208 102H207ZM171 101V100H170ZM191 101V102H190ZM222 101V102H221ZM255 102V105H251L252 104V102ZM263 100H261V102H262ZM10 102V103H9ZM68 102V106H66V103ZM139 102V99H138V101H137V103ZM149 102V103H148ZM254 102H253V104H254ZM77 103V104H76ZM142 103H143V100H142ZM145 103V102H144ZM162 103V104H163ZM249 103V104H248ZM263 103V102H262ZM128 105L127 107H126V105ZM136 104V103H135ZM135 104H134V106H135ZM149 104H150V106H149ZM152 104V105H151ZM193 104L195 105L194 107H193ZM223 104V106H225V105H227L228 107L226 108V109H224V107L223 106H221ZM125 106V108L126 109H123L124 107L123 106ZM154 105V110H157L156 112H154V110H153V108H152V106ZM156 105H158V106H156ZM263 107H264V104H261ZM65 106H66V108H65ZM133 106V107H134ZM136 106H138L137 104H136ZM221 106V107H220ZM236 106L237 107H239L240 109H238V108H236ZM260 106V107H259ZM84 107H86L85 105H84ZM118 107H123V108H118ZM140 107H141V110H142V112H143V114H142V112H141V110H139L140 111V115H139V111H137L138 109H140ZM206 107V108H205ZM217 107H219L218 109H217ZM235 107V108H234ZM65 108V109H64ZM82 108V109H81ZM150 108H151V110H150ZM187 108H185L186 110H187ZM201 109V113L202 114H200V112H198L200 109ZM260 108V109H259ZM161 109V110H160ZM199 109V110H198ZM204 109V110H203ZM221 109V110H220ZM222 109L224 110V111H222ZM230 109V108H229ZM128 110L126 111V112H128ZM152 110H153V112H152ZM216 110H217V112L218 113H216ZM16 111H18V112H16ZM79 111V110H78ZM78 111H76L75 110V113L76 112H78ZM79 111V112H80ZM83 111V110H82ZM136 111L138 112V115H137V113H136ZM151 111V112H150ZM158 111H160V112H162L163 114H162V116L160 115L161 113L160 112H158ZM204 111V112H203ZM10 112V113H9ZM187 112L188 111H186L185 113V116L187 115ZM220 112V113H219ZM221 112H223L222 114H223V116H222V114H221ZM2 113V114H1ZM7 113V114H6ZM9 113V114H8ZM150 113H151V115H150ZM153 113V114H152ZM189 113H191V110H190V112ZM215 113H216V115H215ZM228 113H230V115L228 114ZM20 114V113H19ZM119 114V115H120ZM149 114V115H148ZM200 114V115H199ZM229 116H228V115ZM233 114V116H235ZM7 115V116H6ZM48 115V114H47ZM136 115V116H135ZM191 115V114H190ZM218 115V116H217ZM14 116H15V114H14ZM21 116H23V115H21ZM155 116V115H154ZM189 116V115H188ZM187 116V117H188ZM219 116H222V118H220ZM228 116V117H227ZM12 117V116H11ZM62 117V118H61ZM81 117V116H80ZM79 117V118H80ZM83 118H84V120H83V118H82V120H80L79 119V121H81V123L83 122V127L85 128V127H87L88 126V124L90 123V121L89 120H91V121H93L92 119H88V118H85L84 116H82ZM120 117H122L121 119V122H119V118ZM156 117V116H155ZM154 117V118H155ZM216 117H217V120H218V118H219V120L217 121V120H215L216 119ZM236 117V116H235ZM61 118V119H60ZM126 118H127V116L125 117V120H126ZM153 118V119H154ZM186 118V117H185ZM225 118V119H224ZM238 118V117H237ZM149 119V118H148ZM155 119H157V118H155ZM228 120L227 122H229V120H231V122H232V125L233 124H238L239 126H241L240 127V129H238L239 127L237 126V129L234 127V126H232V128H234V129H236L235 131L237 132V131H239L240 130V132H242V133H240V135L242 134V136L246 139L245 141H247V142H245V144H244V148L242 147L243 145H242V142L244 141V139L243 138H241V137H239V140L237 139V137H238V135H239V133L236 135L235 134V132H234V130H232V128H230V131H233V133L236 135L235 137L233 136L232 137V135H231V133L232 132H230V134L229 135H231V136H228V137H232V138H234L235 140H234V142L233 141H231L230 142V140H229V138L226 140V138H225V136H226V133L228 132V130H229V127H231L230 125H229V123H228V125H227V123H226V121H224L223 122V120ZM145 120V121H144ZM150 120V119H149ZM214 120L215 121H217V122H215L214 123ZM77 121H78V119H77ZM79 121H78V123H79ZM85 121V122H84ZM103 121H104V119H103ZM102 121V122H103ZM105 121H106V119H105ZM104 121V122H105ZM134 121V122H133ZM148 121V120H147ZM155 121H157L156 122V126L154 125V122ZM162 121V120H161ZM177 121V120H176ZM222 122V123H218V122ZM87 122V123H86ZM144 122V123H143ZM149 122V121H148ZM160 124H159V123ZM81 123L79 124L81 127H82V125H81ZM107 123V122H106ZM122 125H121V124ZM212 123H213V125L215 126V124H217V128L216 127H214L213 125H212ZM225 123V124H224ZM91 124H92V122H91ZM163 124V123H162ZM164 124H166V128H168L169 130H170V132H172L173 130L170 128V127H168V125H169V123H164ZM222 124L225 126L224 128H225V130H222ZM85 125V126H84ZM90 125V124H89ZM125 125V126H124ZM151 125V126H150ZM221 127V130H220V127ZM71 126H73V125H71ZM71 126H69V127H71ZM91 126V125H90ZM89 126V127H90ZM92 126H93V124H92ZM91 126V127H92ZM114 126V128L116 129V127ZM122 126H124V127H122ZM154 126V127H153ZM186 126H185V128H186ZM63 127V126H62ZM89 127H87V130H89L88 128ZM153 127V128H152ZM156 127V128H155ZM161 127V128H160ZM211 127H213V129H211V130H214L215 131V129H216V134H218L217 132H221V131H223V132H221V135H216L215 133H214V131H212V133L213 134H215L216 136L214 137V135L213 136H211V130H210V128ZM120 128V129H119ZM148 129L147 130V133H145V131H146V129ZM155 128V129H154ZM223 128V129H224ZM86 129V128H85ZM85 129H84V131H85ZM143 129H144V131H143ZM154 129V130H153ZM167 129V130H168ZM194 129L196 130V131H198V132H196V131H194ZM228 129V130H227ZM87 130L85 131L86 133H87ZM141 130V131H140ZM160 130V131H159ZM166 130V131H167ZM122 131V130H121ZM148 131H150V132H148ZM155 131V132H154ZM225 131V132H224ZM227 131V132H226ZM72 134H71V133ZM90 132V131H89ZM209 132V133H208ZM149 133H151V134H149ZM155 133V134H154ZM195 133V134H194ZM204 133H206V134H204ZM225 133V134H224ZM232 133V134H233ZM244 133V134H243ZM146 134L148 135V137H151V140H152V138H153V140L155 141H157V142H159V143H156L157 145H155V147L153 146V143L155 144V142H153V140L152 141H150V140H148V139H146L147 137H146ZM161 134H163V135H161ZM168 134H169V131H168ZM189 134V133H188ZM189 134V135H190ZM207 134H209L210 135V137H213L212 139L209 137V135H207ZM233 134V135H234ZM76 135V136H75ZM114 135H116V136H120L124 141V143L123 144H120L119 142L121 141L122 142V139H120V137L118 138V137H115ZM152 135V136H151ZM165 135H166V133H165ZM183 135V136H182ZM196 136V141H192V136L195 138V136ZM222 135H225L224 136V141H222L221 140V136ZM163 136V137H162ZM198 136V137H197ZM79 137V138H78ZM90 137H91V135H90ZM156 137V138H155ZM171 137V138H172ZM180 137V139H178ZM64 138V139H63ZM186 139H187V136L185 137ZM188 138V139H189ZM220 139V141H219V139ZM63 139V140H62ZM112 139V140H111ZM120 139V140H119ZM143 139V140H142ZM146 139V140H145ZM150 139V138H149ZM173 139V138H172ZM175 139V138H174ZM187 139V140H188ZM207 139H211L210 140V142H211V144H209L210 142H207ZM215 140V142H213L214 144H212V140ZM237 139V140H236ZM243 139V140H242ZM65 140V144L67 145V144H69V145H67V146H69V147H67V152L66 153H63L62 154V150H60L61 149V147H62V145H61V147H59L60 145H59V142L61 143H63V141ZM150 141L151 143H152V146H151V144L149 145V143L150 142H148V141ZM161 140V141H160ZM168 140V139H167ZM184 141H185V139H183ZM193 140H195V139H193ZM213 140V141H214ZM220 142V143H218V141ZM227 142H226V141ZM242 140V141H241ZM67 141V142H66ZM83 141H82V143H83ZM119 141V142H118ZM144 141V142H143ZM163 141H165V144L163 143ZM175 141H174V143H175ZM237 141H239V142H237ZM178 142V143H177ZM181 142H183V141H181ZM196 142V143H195ZM217 142V143H216ZM229 142L230 143H239V144H237L236 143V145H237V150L239 151V153H238V151L237 150H235V151H237V152H235L234 150H232V151H230V152H228L227 153V159H229L228 157H229V153H230V159L229 160H225V158H226V154H224V148H225V146H224V144L225 143H228L229 144ZM240 142H241V144H240ZM56 143H57V145H56ZM64 143H63V146H64ZM180 143V144H179ZM187 143L186 144H184V145H186V146H188L187 145ZM249 145V146H247V144ZM120 144V145H119ZM125 144V145H124ZM148 144V145H147ZM159 144H161V145H159ZM167 144H170V145H167ZM178 144V145H177ZM218 144V145H217ZM219 144L221 145H223V146H221V147H218L219 146ZM56 145V146H55ZM59 145V146H58ZM73 145V146H72ZM164 145V146H163ZM214 145H217V146H214ZM225 145H227V144H225ZM240 145H242L241 147L243 148H241V147H239ZM12 146V145H11ZM131 146V147H130ZM148 146H151V148L149 149L148 148ZM156 146L157 147H162V148H160L161 150V152H162V150H163V148L165 149L166 148V150L168 151V153L169 154H167L166 153V151H164V154H166V155H168L167 157H166V155H164V154H162L160 151H158V154H162V155H164V157L160 154V155H155V154H152V151L156 148ZM167 146V147H166ZM169 146V147H168ZM172 146V147H173ZM209 146H210V152H209ZM211 146H213V147H211ZM7 148H0V224L2 223V219L4 218V216L5 215H7L8 214V212H9V207H10V205L11 204H13L15 201H17V197L16 196H14V193L11 191V190H9V188H10V186L9 185H11V183L9 184V176L7 175L9 172H10V169H11V167H13L14 165L12 164V162H14L13 161V159L15 158L14 156H15V153H16V149L14 148L15 146H13L12 148H10V146L8 147V146H6ZM57 147H59L60 149L59 150H57ZM66 147V146H65ZM74 149V151H73V149ZM147 147V148H146ZM152 147H153V150H152ZM63 148V147H62ZM69 148H71V149H69ZM76 148V150H78ZM130 148H133V151H132V149H130ZM147 149V151H146V149ZM179 148V147H178ZM216 148V149H215ZM218 148V149H217ZM238 148H241V149H238ZM130 149V150H129ZM157 149V148H156ZM155 149V150H156ZM175 148H173V150H174ZM176 149H175V151H176ZM219 149H220V151H219ZM63 150H64V148H63ZM150 150H152V151H150ZM154 150V151H155ZM211 150H212V152H211ZM64 151H66V149L64 150ZM130 151H132V152H130ZM176 151V152H177ZM216 153H218V154H216ZM233 151H234V153L235 154H233ZM145 152V153H144ZM147 152V153H146ZM160 152V153H159ZM206 152H207V154H206ZM214 152V153H213ZM142 153H143V155H142ZM149 153H151L153 156H152V158L150 157V159L152 160H148V156H151ZM154 153V152H153ZM156 154H157V152H155ZM192 153V154H191ZM209 153H213L212 155H213V157L212 158H215V159H211V155L209 154ZM222 153H223V155H222ZM125 154H127V155H125ZM135 154H137L138 156H144V154H145V156L144 157H147V158H144L143 160H146L147 162H143L142 163V161L143 160H140V159H142L141 157L139 158L138 156L136 157L135 156ZM140 154V155H139ZM147 154H148V156H147ZM209 154V155H208ZM216 156H215V155ZM220 154V155H219ZM62 155H65V157L63 158V159H61L62 158ZM172 155H174V152H173V154ZM176 155V154H175ZM188 155H189V158L193 155V158H191V159H193L194 160V162L193 161H191L190 159H188ZM206 155H208V156H206ZM233 155V156H232ZM156 156V157H155ZM160 156L162 157V160H160L159 161V159H160ZM178 156H179V154H178ZM185 156H187V158L185 157ZM232 156V157H231ZM242 156V157H243ZM40 157V156H39ZM153 157H154V159L155 158H157V160L155 161V163L153 162L154 161V159H153ZM177 157V156H176ZM203 157H208V158H203ZM209 157H210V159H209ZM218 157V158H217ZM159 158V159H158ZM164 158V159H163ZM179 158H180V156H179ZM178 158V159H179ZM182 158V157H181ZM187 160H186V159ZM202 158H203V160H202ZM221 158V159H220ZM244 158V157H243ZM40 159V162H42V158H39ZM205 159V160H204ZM207 159H209V160H207ZM247 159V160H246ZM131 160H132V162H131ZM169 160V161H168ZM180 160V159H179ZM178 160V161H179ZM202 160V161H201ZM207 160V161H206ZM223 160L221 161V163H223ZM232 160V161H231ZM151 161V162H150ZM168 161V162H167ZM189 161H191V163L189 162ZM212 161V162H211ZM231 161V162H230ZM130 162H131V164H130ZM164 162V163H165ZM188 162V163H187ZM195 163V166H194V164L193 163ZM212 163L211 165H210V163ZM217 162V163H218ZM233 162V163H232ZM177 163H179L178 165L180 166H178L177 165ZM192 164V166L190 165V164ZM208 163V164H207ZM237 163V164H236ZM142 164V165H141ZM148 164V163H147ZM146 164V166H147V168L148 167H150L149 166V164L147 165ZM156 164H159V163H156ZM163 164V163H162ZM184 164V165H183ZM187 164H189L188 165V167L189 168H187L186 166H187ZM199 164V165H198ZM228 164L226 163V164H224L223 163V165L225 166V165H227L228 166ZM13 165V166H12ZM177 165V166H176ZM182 165H183V168H182ZM239 165H241V164H239ZM239 165H237V166H239ZM146 166H143L142 168V170H140L139 172H137L136 173V175H138V173H140L141 171L142 172H146V170H147V172L144 174V173H141V174H139L138 176H140L139 177V179H141V182L143 183V184H145V182H147V184H148V181L151 179L152 180V182L150 181V183L149 184H152V185H149V186H147V187H149V189H151L152 187L154 188H156V184H159L160 182H164V188L162 187V188H160V189H162L163 190V192H168L169 191V193L171 194L170 196H174L175 194L177 195V192L176 191H174V190H171V189H169V187H167L168 186V179H165V178H163V179H161V175L159 176V177H157V174H155L156 175V177H155V180L154 179H152L151 177H154V175L153 174H151L152 173V169L154 168H152L151 167V173H149V170L147 169V168H144V167H146ZM155 166V165H154ZM157 166V165H156ZM164 166H166L165 167V169H164ZM184 166H185V168H184ZM201 166V167H202ZM211 166V167H210ZM213 166V167H214ZM226 166V167H227ZM228 166V167H229ZM242 166V165H241ZM240 166V167H241ZM249 166V167H248ZM161 167L159 166V168L160 169H158V170H162L161 169ZM173 167V168H174ZM209 168V169H206V168ZM133 168V169H134ZM176 168H178L177 170H176ZM179 168H181V170H179ZM155 169H157L156 167L154 168V170ZM195 169V170H194ZM11 170H13V169H11ZM143 170H145V171H143ZM153 170V171H154ZM158 170H157V172H158ZM174 171V173H173V171ZM263 170V171H262ZM15 171V170H14ZM13 171V172H14ZM170 171H172V172H170ZM175 171L177 172V173H179L178 174V176L179 175H181V177L179 176L178 178H176V176H175V178H174V175H177L176 173H175ZM188 171H190V170H188ZM191 171L189 172V174L191 173ZM259 171H262L263 172V174H258V173H260ZM12 172V171H11ZM10 172V173H11ZM13 172L11 173V174H13ZM167 172H169V174L167 173ZM256 172V173H255ZM10 173H9V175H10ZM154 173H156L155 171H154ZM158 173V174H159ZM168 175H167V174ZM173 175H172V174ZM249 173V172H248ZM188 174V173H187ZM188 174V175H189ZM251 174V173H250ZM259 175V176H257V175ZM145 175V176H144ZM153 175V176H152ZM186 176L187 178H189L190 179V177L191 176ZM190 175H192L193 176V174H190ZM8 176V177H7ZM137 176V177H138ZM168 176V177H167ZM183 176V178H185ZM255 176H257V177H255ZM143 177V178H142ZM144 177H145V179H144ZM250 177H254V178H251V180H250ZM160 180H159V179ZM173 178V179H172ZM181 179V181H183V185H184V183L185 184H188V182L187 181H185V179ZM186 178V179H187ZM246 178V179H247ZM148 179V180H147ZM175 179V180H174ZM195 179V177H191V182H189V184L191 183V184H193V185H189V186H191V187H193V188H191V189H189L188 188V190H184L185 188H186V186H184L185 188H183L182 187V185H180L182 188H183V190H182V188H181V190H180V186H179V189H177L178 188V186H176L175 188H176V190H180L179 192V194L177 195V197H178V200H179V206L181 205L182 206V211H181V207H177V209H178V211L180 212V213H182V216L181 217H179V219H177L178 221H177V223H179V224H182L183 226H186L187 225V217L189 218V220L191 219V213H189V207H190V205L191 204H193L192 202H194V201H196V193H197V196H199V195H201V193H204L206 190L205 189H203L204 187H201L200 186V191H198V182H192V180H194ZM245 179V178H244ZM9 180V181H8ZM143 180H147V181H144L143 182ZM162 180V181H161ZM166 180V181H165ZM250 180V181H249ZM258 180V182H261V183H257V184H260L258 187H256L257 186V184H255V182ZM260 180V181H259ZM189 181V180H188ZM165 182H167V183H165ZM179 182H180V180H179ZM254 182V183H253ZM171 184H169V186L170 187H172V189H173V187H174V185H172V182H170ZM182 183V182H181ZM181 183H179V184H181ZM196 183H198V184H196ZM200 183H202V181L200 182ZM9 184V185H8ZM167 184V185H166ZM196 184V185H195ZM255 184V187H253V185ZM155 185V186H154ZM166 185V186H165ZM172 185V186H171ZM195 185V186H194ZM202 185V184H201ZM203 185H205V188H208V187H206V184L204 183V179H203ZM145 187H146V185H144ZM152 186V187H151ZM151 187V188H150ZM158 187H160V186H158ZM241 187V186H240ZM243 187V186H242ZM264 187V186H263ZM153 188H152V190H153ZM174 188V189H175ZM196 188V189H195ZM260 189V190H257V189ZM11 189V188H10ZM169 189V190H168ZM187 189V188H186ZM196 191V193H194L195 191ZM203 190V191H202ZM205 190V191H204ZM170 191H172V193L170 192ZM181 191H183V192H181ZM184 191H186L187 193L186 194H184ZM202 191V192H201ZM208 191V190H207ZM262 191V192H261ZM175 192V193H174ZM200 194H199V193ZM207 193V192H206ZM185 195V197L184 196H182V195ZM176 195H175V197H176ZM204 195H205V193H204ZM201 196H203V194L201 195ZM200 196V197H201ZM111 197V196H110ZM175 197H173V199L171 198V197H168V198H170L169 200L171 201V199L172 200H174V201H172V202H175V200L177 199H175ZM82 199V197H78L77 199H79V200H81ZM78 200V201H79ZM198 200V199H197ZM82 201V200H81ZM80 201V202H81ZM110 202H111V204H113V203H116L117 204V202H115L114 200H113V202H112V200H109ZM77 202V201H76ZM83 202V201H82ZM110 202H108L109 204H110ZM172 202L168 205L169 207H170V205L172 204ZM78 203V202H77ZM178 203V202H177ZM176 202L174 203V204H177ZM109 204H107L108 206L106 207V210H108V214H109V211L111 212V210H112V208L114 207H118L119 208V206H117L116 204H114V206H112V208H111V210H110V206H109ZM174 204H172L171 205V207L174 205ZM82 205V204H81ZM116 205V206H115ZM83 206V207H82ZM82 206H80L78 209L76 208V210L75 211H73L72 212V214L73 215H75V217H77L78 215H79V213H81L84 209L86 210H84L85 212H82V216H83V214L85 213H88L91 209H89L90 207H87V206H84V205H82ZM177 206V205H176ZM87 209H86V208ZM261 207V209L260 210H262V209H264V206L262 207V206H260ZM259 207V208H260ZM108 208V209H107ZM88 210V211H87ZM115 210H116V208H115ZM115 210H112V211H114L115 212ZM261 212V211H260ZM106 213V212H105ZM120 214V212L118 211H116L115 213H113L112 212V216L111 215H109V217L107 216L108 214H104V216H106V217H108L107 219L109 220V218H110V216L111 217H113V215L114 214ZM111 214V213H110ZM188 214V215H187ZM187 215V216H186ZM81 216V215H80ZM119 217H120V215L117 217L116 215H115V218H117L116 219V221L118 222L119 220ZM114 218V217H113ZM115 218L114 219H112V218H110L111 220H113V224H117V222L115 223L114 222V220H115ZM121 218V217H120ZM186 218V219H185ZM103 219V218H102ZM106 220V219H105ZM105 220L103 219V220H101L100 221V223H99V228L101 229V230H103V231H105L106 233H107V231H108V233L109 232H111V231H109V229L111 230V229H113V228H119L120 227V229H121V224L124 226V224L122 223V220L120 219V221H121V223H120V221H119V226H117V225H111V220L110 221H108L109 222V224H110V226H109V224L106 222L105 223ZM180 220V221H179ZM183 220H186L187 222H185V221H183ZM184 222V223H183ZM103 224V225H102ZM133 225H135L134 223H132ZM112 226V228H110ZM117 226V227H116ZM125 227H131V223L129 224V225H125ZM127 228V229H128ZM120 229H117V230H120ZM130 229V228H129ZM131 229H132V227H131ZM114 230V229H113ZM112 230V231H113ZM102 231V232H103ZM115 231V230H114ZM62 234H64V235H66V236H72V229H63V231H62ZM113 236H115V235H113ZM113 236H110L109 237V240L110 239H113L112 237ZM115 239L117 238L116 236L114 237ZM116 241V240H115ZM110 242V241H109ZM111 242H114L113 240H111ZM110 242V243H111ZM118 240H117V243L116 242H114V244H117L118 245ZM111 244H113V243H111ZM1 263V262H0Z\"/></svg>",
    "mask_w": 264,
    "mask_h": 264
}]
</instances>
